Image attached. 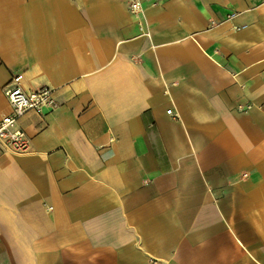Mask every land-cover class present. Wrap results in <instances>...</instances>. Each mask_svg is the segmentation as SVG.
I'll use <instances>...</instances> for the list:
<instances>
[{"label": "crops", "instance_id": "crops-1", "mask_svg": "<svg viewBox=\"0 0 264 264\" xmlns=\"http://www.w3.org/2000/svg\"><path fill=\"white\" fill-rule=\"evenodd\" d=\"M127 1L0 0V264H264V0Z\"/></svg>", "mask_w": 264, "mask_h": 264}, {"label": "built area", "instance_id": "built-area-1", "mask_svg": "<svg viewBox=\"0 0 264 264\" xmlns=\"http://www.w3.org/2000/svg\"><path fill=\"white\" fill-rule=\"evenodd\" d=\"M127 8L143 23L141 0H128ZM235 15H237L236 12L230 13L227 15V19L233 18ZM145 34L148 35V31ZM21 79L22 75L16 74L2 88L10 110L0 118V155L6 151L23 153L29 149V139L24 130L17 125L18 120L26 113L35 112L41 115L49 113L59 106V101L52 88L41 86L34 90H24L21 86ZM251 107V103L238 104L236 110L247 112ZM166 113L171 117H176L171 109H167Z\"/></svg>", "mask_w": 264, "mask_h": 264}]
</instances>
